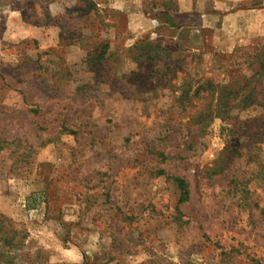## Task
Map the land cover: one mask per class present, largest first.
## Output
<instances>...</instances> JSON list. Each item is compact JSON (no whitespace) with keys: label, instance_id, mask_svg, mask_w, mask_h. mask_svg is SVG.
<instances>
[{"label":"rangeland","instance_id":"obj_1","mask_svg":"<svg viewBox=\"0 0 264 264\" xmlns=\"http://www.w3.org/2000/svg\"><path fill=\"white\" fill-rule=\"evenodd\" d=\"M263 47L264 0H0V264H264V107L203 84Z\"/></svg>","mask_w":264,"mask_h":264},{"label":"trees","instance_id":"obj_2","mask_svg":"<svg viewBox=\"0 0 264 264\" xmlns=\"http://www.w3.org/2000/svg\"><path fill=\"white\" fill-rule=\"evenodd\" d=\"M250 59V58H248ZM251 61V71L249 76H247V83L244 84V86L240 87V89L232 88L230 84L222 85L220 86L218 83H215L213 79H206L204 86V90L208 89V92L212 96H217L218 105H220L221 110H229L234 105H232L228 99L227 91L232 90L236 93H239L241 95V101L247 105L257 104L261 107H264V47L263 49L259 50L258 53H255L252 55ZM200 89L196 93L199 92ZM243 92V93H241ZM231 92H229L230 94ZM247 130L246 134L251 131L252 133H249V140H258V142H263L264 140V125L261 124L259 121V118L255 117L252 119L247 120ZM5 147V141L3 139H0V149H3ZM239 151V149H238ZM254 151L249 150L248 152V163L253 162L256 163V169L252 171V177L250 179H245L243 177H240V175H233L232 180L228 183L227 187L229 188V192L231 193H240L243 200L247 201L250 193L252 190L250 180L256 181V183L263 182L264 183V165L259 158L256 157V154H252ZM159 174L166 175L167 178L171 179L173 183L176 185V187L179 190L180 196L178 200V204H183L189 200L190 196V188L188 181L179 175H173L168 173L164 169L158 170ZM257 206V203L255 204ZM261 212L264 213V209H261ZM2 225L0 224V230ZM0 241L2 240L4 243L3 249L6 252H9L11 249L7 246L12 247L13 245H16L19 243V241H14V237H5V233H0ZM20 240V239H19ZM6 246V247H5ZM2 255H5L3 253Z\"/></svg>","mask_w":264,"mask_h":264}]
</instances>
